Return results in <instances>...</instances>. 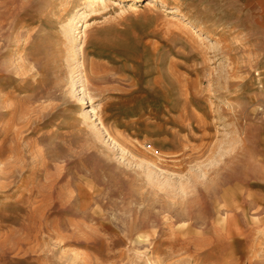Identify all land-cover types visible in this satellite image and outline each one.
Here are the masks:
<instances>
[{
    "label": "rangeland",
    "instance_id": "374dc122",
    "mask_svg": "<svg viewBox=\"0 0 264 264\" xmlns=\"http://www.w3.org/2000/svg\"><path fill=\"white\" fill-rule=\"evenodd\" d=\"M153 4L0 0V264H264V0Z\"/></svg>",
    "mask_w": 264,
    "mask_h": 264
},
{
    "label": "bare ground",
    "instance_id": "6f19581e",
    "mask_svg": "<svg viewBox=\"0 0 264 264\" xmlns=\"http://www.w3.org/2000/svg\"><path fill=\"white\" fill-rule=\"evenodd\" d=\"M90 1H92V2H94L95 0H90ZM102 1V0H101ZM136 1H139V0H136ZM154 2H157V0H145V3H146V5L147 6H153L154 4ZM99 4V3H98ZM92 5V4H91ZM90 8H92L91 6H90ZM92 10V9H91ZM171 11V10H170ZM176 11V10H175ZM174 11V12H175ZM198 27V26H197ZM200 28V27H199ZM92 113L94 114V115H92V116H97V111L95 110V109H93L92 110ZM96 118V120L98 119V117H95ZM107 131V130H106ZM109 135V134H108ZM226 220H228V217L226 218Z\"/></svg>",
    "mask_w": 264,
    "mask_h": 264
}]
</instances>
